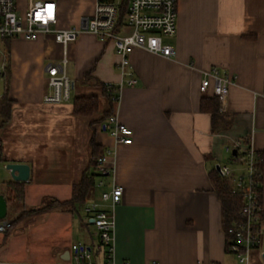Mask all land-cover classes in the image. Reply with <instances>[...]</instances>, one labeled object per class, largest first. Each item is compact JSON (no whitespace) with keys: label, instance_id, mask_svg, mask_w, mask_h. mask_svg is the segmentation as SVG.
I'll return each mask as SVG.
<instances>
[{"label":"crops","instance_id":"1","mask_svg":"<svg viewBox=\"0 0 264 264\" xmlns=\"http://www.w3.org/2000/svg\"><path fill=\"white\" fill-rule=\"evenodd\" d=\"M51 1L57 4L59 29L79 28L97 4ZM18 2L24 11L28 0ZM165 42L174 55L135 50L130 61L137 83L120 87L125 78L114 44L81 33L67 46L66 73L93 93L83 95L80 90L74 99L101 96L100 112L80 117L69 102L72 93L59 105L43 102L51 92L45 67L62 60L64 47L52 35L9 41L16 82L9 90L11 118L0 133L5 160L0 163V195L8 210L0 221L12 227L0 233V264H72L73 244L99 247V239L95 242L86 231L91 225L83 222L84 206L76 214L56 210L16 221L22 210L8 202L5 187L13 181L6 164L25 163L31 168L24 183L26 210L47 198L70 199L73 185L89 168L93 136L104 152L115 154L107 185L95 186L85 205L100 201L96 191L110 189L112 182L124 188L121 203L103 206L115 217L116 262L241 264L227 251L222 203L210 174L218 172L219 165L240 167L233 159L237 146L239 155L251 147L264 157V0H180L177 33ZM214 68L235 82L220 101L225 119L213 122L202 110V100L216 97L203 94L200 85ZM87 74L92 80L88 84L82 82ZM96 83L120 87L119 102L110 103ZM105 112L116 114L133 130V144H116L102 130Z\"/></svg>","mask_w":264,"mask_h":264},{"label":"built area","instance_id":"2","mask_svg":"<svg viewBox=\"0 0 264 264\" xmlns=\"http://www.w3.org/2000/svg\"><path fill=\"white\" fill-rule=\"evenodd\" d=\"M180 0H128L124 21L121 22L122 0H97L94 14L83 18L79 28L59 29L57 4L51 0H28L27 7L21 11L18 0H0V42L11 40L37 41L42 36L54 37L55 42L64 47L63 58L51 62L45 67L48 85L51 92L43 98L45 104L59 105L70 99L75 87V81L66 73L67 46L77 41L80 34L90 32L103 41L114 44L119 56L118 67L126 84L133 86L137 83L131 66L130 56L135 50H145L153 54L170 58L174 48L165 42L177 33L178 3ZM6 70L5 63L0 65V77ZM235 78L224 74L218 68L206 72L200 90L203 94H211L224 101ZM112 103L120 100V87L111 83L104 84ZM102 130L116 143L133 144V130L120 122L116 114H111L101 124ZM239 146L235 148L237 152ZM234 151V150H233ZM253 148L247 149L245 157L234 160L241 165L238 169L230 165H219L218 173L224 179L232 182L233 192L242 195V221L234 224L228 233L230 251L241 264H253L252 253L258 251L263 243L264 225L259 221L260 182L256 179L255 157ZM113 150H107L97 159L95 186L105 187L107 179L112 175L113 165L110 158ZM124 188L116 182L111 183L108 190L101 193L100 201L89 202L83 207V222L93 226L98 234L99 247L77 242L72 245V264H132L116 262L113 256V241L115 217L112 211L103 208L110 204L113 208L121 203ZM12 227L11 222L0 221V233ZM103 250V251H101ZM264 251V250H263ZM263 251H260L262 258ZM103 256L104 261L95 262L94 258ZM16 264V263H12Z\"/></svg>","mask_w":264,"mask_h":264},{"label":"trees","instance_id":"3","mask_svg":"<svg viewBox=\"0 0 264 264\" xmlns=\"http://www.w3.org/2000/svg\"><path fill=\"white\" fill-rule=\"evenodd\" d=\"M122 12H121V22L124 21V16L126 14V6L128 0H122ZM6 44L9 41H5ZM7 53L10 54L8 51ZM10 69V66L7 67V70ZM7 73V72H6ZM10 75V74H9ZM10 77V76H9ZM92 80L90 74H87L82 80L83 83H90ZM96 85L104 89V95L109 99L108 90L105 85L96 83ZM110 103H112L110 101ZM13 100L9 97V88L6 86L4 94L0 98V133L3 128L7 125L11 118L12 114ZM202 110L206 113H209L212 117V120L220 119L225 117L220 112V100L218 98H208L203 97L202 100ZM100 112V100L98 96H85L77 97L73 100V113L76 116L80 117H93ZM110 114L108 112L103 113V118L101 122L105 121ZM99 121V122H100ZM91 147V162L89 168L84 172L81 180L74 184L72 187V196L68 200H58L55 198H47L39 207L35 209L26 210L25 209V184L18 182H8L6 187V197L8 202L11 204L21 207V213L16 221L24 218H30L34 215L43 214L51 211H63L71 214H76L79 210L85 205V203L90 199L95 188V180L97 174L95 172L96 162L99 157L104 154V151L96 143L95 137L93 136L90 143ZM246 154L239 155L237 152L236 155H233L234 160H239V157H245ZM5 160L2 155V146L0 144V163H4ZM255 171L257 175V180L260 182V186L257 189L259 194V221L260 225H264V211L262 209V183H263V173H264V157L261 153H256L255 157ZM211 181L215 188V191L221 200L222 211H223V224L225 228V233L227 236V251H230V239L232 236L228 233V230L236 223L242 221L241 211H242V195L239 193L233 192V186L229 180L224 179L220 174L213 170L210 174ZM14 223V222H13ZM12 224V223H11Z\"/></svg>","mask_w":264,"mask_h":264},{"label":"rangeland","instance_id":"4","mask_svg":"<svg viewBox=\"0 0 264 264\" xmlns=\"http://www.w3.org/2000/svg\"><path fill=\"white\" fill-rule=\"evenodd\" d=\"M169 39H171V38H165V40H169ZM8 51L10 52V54L7 53ZM10 60H11V50H10L9 43L6 44L5 42L4 43L0 42V65L2 64V62H4L5 66H6V70H5L4 74L0 77V98H1L2 94H4V90L6 89V86L10 90L12 85H14L16 82L15 76L12 73V65H11ZM9 66H10V69L7 70V67H9ZM80 90H81V93L83 95H91L93 93L92 90L88 89V87H85L80 82L76 81L75 87L71 92L72 98L69 101L70 103L74 100L75 92H79ZM96 91L100 92V89L97 88ZM97 95H99V97L101 96L100 94H97ZM101 101H102V99H101ZM100 190L101 189H98L96 191V196H101L102 191H100ZM15 207L21 210V207H17V206H15ZM81 214H82V211H81ZM11 216H12V213L9 214L8 218H10ZM86 231H87V233H91V236H92L93 240H95V242H98V234H97L96 229L93 226H90L89 231L88 230H86ZM263 250H264V238H263V243L260 246V249L258 250L259 253H257L256 255L254 252L252 253V263H254V261H255L257 263L261 262V264H264V260L261 257H260L261 259L259 258L260 251H263ZM101 251H103V250H101Z\"/></svg>","mask_w":264,"mask_h":264},{"label":"water","instance_id":"5","mask_svg":"<svg viewBox=\"0 0 264 264\" xmlns=\"http://www.w3.org/2000/svg\"><path fill=\"white\" fill-rule=\"evenodd\" d=\"M237 151H233V155H236ZM6 170L10 171L11 177L14 182L26 183L30 179L31 168L25 163H8L5 166ZM219 171V166H217ZM7 201L3 195H0V219L4 220L7 217ZM262 259L264 260V251L262 253Z\"/></svg>","mask_w":264,"mask_h":264}]
</instances>
